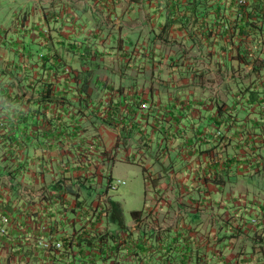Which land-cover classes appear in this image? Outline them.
I'll use <instances>...</instances> for the list:
<instances>
[{
    "label": "crops",
    "instance_id": "obj_1",
    "mask_svg": "<svg viewBox=\"0 0 264 264\" xmlns=\"http://www.w3.org/2000/svg\"><path fill=\"white\" fill-rule=\"evenodd\" d=\"M27 2L14 19L0 3V264H264V63L228 67L211 93L203 67L145 46L157 1ZM103 100L122 107L105 125L91 113ZM20 112L37 126L19 128ZM125 137L152 197L131 221L106 194L92 215L97 152L134 159Z\"/></svg>",
    "mask_w": 264,
    "mask_h": 264
},
{
    "label": "rangeland",
    "instance_id": "obj_2",
    "mask_svg": "<svg viewBox=\"0 0 264 264\" xmlns=\"http://www.w3.org/2000/svg\"><path fill=\"white\" fill-rule=\"evenodd\" d=\"M108 2L111 0H107ZM127 1V0H121ZM145 1V0H144ZM142 0H138V2H144ZM146 1H151V0H146ZM107 2V3H108ZM2 4V9L6 13L7 16H12L14 19L15 16L23 15L24 12H27L28 2L26 3V0H15V1H10L8 0H2L0 1ZM26 4V6H25ZM94 8V13L95 15L101 13V8L99 7L98 10L97 6L95 4L92 5ZM1 8V7H0ZM126 9V4L121 5V9L116 14V17L121 15L122 10ZM39 11H42L41 9ZM101 17H104L103 15ZM133 17V16H131ZM145 21H147L145 19ZM119 22L116 19L115 22L109 21L106 22L107 28H110L111 26L117 25ZM137 26V23L134 24ZM145 26V25H144ZM141 27V24H140ZM149 23L148 21L146 22V30H148ZM178 28V27H177ZM176 36V38H175ZM156 37V38H155ZM189 40L188 42L186 41L187 39ZM154 38L156 41L153 39L150 40V36L145 34L143 36V40L145 42V46L147 49H154V48H162L163 50H169L171 48L177 49L178 51V57L177 61L178 63H188V64H194L195 66L203 67L201 69H204V71H207L206 76H209L210 80V90L211 93L213 91L217 90L218 87V81H223V80H230L229 79V74H236L235 72L232 71V68H228L232 65L237 64L238 62L234 59L236 55V49L233 50L228 43L227 39L225 40H211L208 37L204 36L203 32L201 30L195 29L192 24H188L187 30L185 29H177V31H174V33H169V31L161 30V33L159 35L155 34ZM186 39V40H185ZM239 46L242 47L245 46L249 48V52H251V59L256 58L257 61L260 63H264V38L260 41H250L243 43V41L236 40ZM214 45L210 46L211 43H214ZM159 43V44H158ZM174 44V45H173ZM235 51V52H234ZM152 58V57H151ZM160 59H163L161 57ZM106 61H109V56H106ZM161 63V60L159 61ZM165 63H168L166 60ZM256 64H258L255 61ZM245 64V63H244ZM232 71V72H230ZM231 81V80H230ZM109 100L107 97L106 100ZM111 101V100H110ZM118 105V106H115ZM86 108H88L87 105H83ZM96 110L92 111L91 113L96 117L97 119V124H107L104 121H108L109 115L111 116V113L114 114V117L118 119L121 117L122 114V107L119 105L118 102H113L109 103L103 100V102H96L95 105ZM91 106V108L93 107ZM145 107V106H144ZM94 108V107H93ZM113 121V120H112ZM111 121V122H112ZM115 122H118L114 120ZM110 122V123H111ZM84 123V120H83ZM111 133V129L108 127L107 130L104 131L103 137L105 140L110 138L109 134ZM99 135V134H97ZM117 145H121L123 136L117 135L115 138ZM102 137L99 135L98 136V141H101ZM125 141L127 142L128 139L125 137ZM128 146H131L132 149L130 151L133 153V158L129 156V158L125 159V156L123 152H109L108 150H105L103 146L98 150L97 152V167L104 165V168L101 169L102 175L101 178H96L94 176V179H100L98 180H93L91 181V185L89 188H85V190L89 191V193H85V190L83 189L81 192L85 197V203L84 207L89 206L92 201H98L100 195L106 194V199L113 200L115 202H118L121 205V208L123 210V217L126 220L131 221L132 220V215L131 211L136 210V209H142L143 208V202L145 201V198L148 196L152 197V187H148L147 189H144L143 185L144 183L142 182L144 179V170L142 168V165H140V159L141 155H137L135 153L136 148H134V142L130 141L127 142ZM101 145L98 144V148ZM117 155L116 159L115 156ZM113 156V157H112ZM151 171V170H149ZM95 174L98 176V174L95 172ZM153 172L148 176V179H153ZM117 180L120 181L119 185L115 189H112L108 187V183L112 181L113 183L116 182ZM104 200H102V206L105 208ZM89 204V205H88Z\"/></svg>",
    "mask_w": 264,
    "mask_h": 264
},
{
    "label": "trees",
    "instance_id": "obj_3",
    "mask_svg": "<svg viewBox=\"0 0 264 264\" xmlns=\"http://www.w3.org/2000/svg\"><path fill=\"white\" fill-rule=\"evenodd\" d=\"M154 1H157V7L163 5L165 8V12L163 14L164 22L161 30L168 31L175 25H177L178 28L186 29L190 23L195 29L201 30L211 39H227L228 45L233 48V50L236 49L234 59L238 62L237 64H256L255 61L258 64L263 63L262 60L259 63L256 58L250 61L251 52H249L248 49L251 47L249 46V48H245L243 45L241 47L236 40L246 43L252 40L261 41L264 38V0ZM156 9L157 8L154 7V10ZM67 61L68 60H66V62ZM46 90L48 92L50 87ZM44 96H46V93H44ZM39 110L40 108L37 107L36 112L41 113ZM18 122L24 123L21 126L17 125L22 129H26L27 124L36 126L38 124L32 118L28 119L26 115H22L21 112L19 113ZM104 122H111V120L108 118V121ZM2 124L3 125L1 126H9L8 123L5 124L2 122ZM224 175L228 176L229 171L227 170ZM213 179H220L217 169L215 170ZM136 212V210L131 211L132 214Z\"/></svg>",
    "mask_w": 264,
    "mask_h": 264
},
{
    "label": "built area",
    "instance_id": "obj_4",
    "mask_svg": "<svg viewBox=\"0 0 264 264\" xmlns=\"http://www.w3.org/2000/svg\"><path fill=\"white\" fill-rule=\"evenodd\" d=\"M119 183H120L119 180H117V181L114 182V183H113L112 181H110V182L108 183V187H110V188H112V189H115V188L117 187V185H119ZM88 209H89V212H90L92 215H94V213H95L96 210H99V211H100L99 206H98L97 204H91V205H89ZM55 247H56V248H60V247H61V242H60V241H59V242H55Z\"/></svg>",
    "mask_w": 264,
    "mask_h": 264
}]
</instances>
